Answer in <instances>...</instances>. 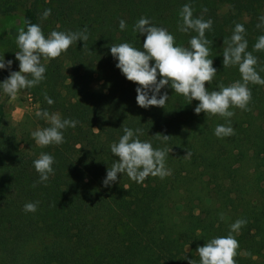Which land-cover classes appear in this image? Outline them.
<instances>
[{"label": "trees", "instance_id": "trees-1", "mask_svg": "<svg viewBox=\"0 0 264 264\" xmlns=\"http://www.w3.org/2000/svg\"><path fill=\"white\" fill-rule=\"evenodd\" d=\"M184 4H190L194 18L212 21L205 38L217 73L205 84L209 91L241 78L237 66L225 68L222 63L236 24L244 26L247 51L256 57V69L264 78V51L253 49L264 35V26L257 27L264 0L23 3L21 30L28 22H43L46 37L53 30L86 28L88 39L72 44L56 59L42 60L46 78L22 90L37 101L38 111L78 121L64 131V143L41 147L34 142L31 132L49 126L40 117L36 123L29 119L7 124L3 110L10 97L0 92V264H188L190 259L199 264L197 248L226 236L237 219L247 223L232 233L239 242L236 264H264V86L248 85V110L230 109L235 134L217 138L216 126L228 122L195 114L199 102L188 104L171 88L162 89L169 96L165 108L139 107L137 85L126 80L110 54V47L120 43L142 47L144 37L133 32L141 17L166 28L175 45L189 47L196 33L178 30ZM221 7L227 11L216 21ZM45 9H51V15L41 20ZM15 14L14 6L0 1V18ZM121 19L126 23L123 31ZM17 51L14 41L0 36V56L12 60ZM0 73V81L5 80L6 71ZM45 96L54 103L47 104ZM124 127L140 129L139 139L154 149H168L171 175L149 176L137 184L118 174L111 187L103 185L107 169L118 160L110 145L119 141ZM162 135L169 137L165 141ZM42 152L55 160V174L46 183H38L32 163ZM35 202L36 212L23 210ZM156 245L163 248L161 261Z\"/></svg>", "mask_w": 264, "mask_h": 264}, {"label": "clouds", "instance_id": "clouds-1", "mask_svg": "<svg viewBox=\"0 0 264 264\" xmlns=\"http://www.w3.org/2000/svg\"><path fill=\"white\" fill-rule=\"evenodd\" d=\"M206 11V9H204ZM51 9H45L41 20H47ZM182 24L178 30L184 33L195 32L189 40V47L175 45L174 36L163 27H158L149 18L141 17L134 25L133 32L143 36L141 48L130 43H120L110 47V54L117 61L116 68L126 80L137 85L136 103L139 107L148 109L150 106L165 108L169 99L166 87L174 93L182 95L188 104L193 100L199 103L194 108L195 114L203 112L208 116H219L228 123L217 125L214 135L217 138L229 137L235 134L230 118L234 116L231 108L248 110L252 99L249 84L264 86L262 78L256 69L257 59L247 51L248 42L245 39V28L236 24L227 47L223 51V67L237 66L240 80L219 90L209 91L205 87L211 84L216 76L217 69L213 67V59H209V41L205 33L212 27V21L202 17H193L190 4H184L180 10ZM257 27L264 26V16L260 18ZM121 31L125 30L126 23L119 21ZM88 34L85 28L80 32L51 31L47 37L39 24L27 23L26 30H21L16 38L19 51L15 52L18 61V71L12 70V60H5L0 56V71H7V78L0 81V92L15 98L17 93L39 85L46 77V67L43 61H51L65 53L77 41H87ZM253 49L264 51V35L258 37ZM151 62V63H150ZM159 77V79H158ZM47 104L54 101L45 96ZM36 116L43 118L49 124L45 128H37L31 132L34 142L41 147L60 145L64 143V131L75 128L78 121L62 119L59 113L50 114L47 110L37 111ZM140 129L123 128V135L118 142L110 145L111 153L118 158L117 162L108 168L102 181L105 187H111L120 176L126 175L137 184L145 181L149 176L164 179L171 175L166 167L168 149H154L148 141L139 139ZM167 140L169 136H163ZM172 151V150H171ZM33 167L39 176L38 183H46L50 176L55 174L54 157L48 153H40L33 160ZM35 187V184L33 185ZM39 202L26 203L25 212L34 213ZM221 219L223 217L221 216ZM246 220L237 219L229 226L226 236L209 239L203 246L197 248L199 264H236L239 242L232 233H238L245 226ZM187 259V257H185ZM188 264H196L193 259Z\"/></svg>", "mask_w": 264, "mask_h": 264}, {"label": "rangeland", "instance_id": "rangeland-1", "mask_svg": "<svg viewBox=\"0 0 264 264\" xmlns=\"http://www.w3.org/2000/svg\"><path fill=\"white\" fill-rule=\"evenodd\" d=\"M1 2H5L10 4L16 8V14L11 17H1L0 18V36L4 38H8L15 42L16 38L21 31V17L23 13V3L26 0H0ZM227 8L221 7L216 16V21H220L224 14L226 13ZM43 33H46L44 30V23L40 24ZM13 64L12 68H15L18 71V61L12 59ZM8 72L6 71L5 76H8ZM0 75H2L0 73ZM1 94V93H0ZM38 111V103L37 101L31 97L30 95L24 93L22 90L17 93L15 98H9L4 104V121L7 124L12 126H16L19 123H22L24 120L33 121V123L37 122L36 112ZM47 122V121H46ZM162 251L163 248L160 245L155 246L156 259L158 261L162 260Z\"/></svg>", "mask_w": 264, "mask_h": 264}]
</instances>
